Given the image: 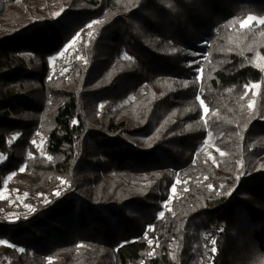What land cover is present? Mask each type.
<instances>
[{"label":"trees","instance_id":"16d2710c","mask_svg":"<svg viewBox=\"0 0 264 264\" xmlns=\"http://www.w3.org/2000/svg\"><path fill=\"white\" fill-rule=\"evenodd\" d=\"M250 15L264 0H0V188L25 165L31 202L0 215V264H264Z\"/></svg>","mask_w":264,"mask_h":264},{"label":"rangeland","instance_id":"374dc122","mask_svg":"<svg viewBox=\"0 0 264 264\" xmlns=\"http://www.w3.org/2000/svg\"><path fill=\"white\" fill-rule=\"evenodd\" d=\"M250 16L254 17V19L248 23H252V22L261 23V20H264L263 17H257V16H253V15H250ZM250 16H248V17H250ZM248 17L245 21H248ZM194 55L197 58H196L194 65H193V71L195 73V76L198 77V76H200L202 62L207 55V51L205 49V50L200 51V52H194ZM37 144L40 148L42 147L43 139H42L41 135L39 137V140L37 141ZM203 150L206 151L207 154L211 158H214L217 155H221V152L216 147L211 145V143L208 140L205 142V144L203 146ZM28 154L31 155L30 152ZM24 169H25V165H22L18 170H15V171L9 173L4 180L3 186L0 188V194H2L4 197V198H0V200H4L7 203V205H4L0 208V215H2V216L12 217L13 215L24 212L31 205L30 198L28 197L27 194L21 193L20 191H18L14 187H11V182H12L13 178L17 174L23 172ZM9 246H12L10 241H7L6 239L0 238V251L6 247H9Z\"/></svg>","mask_w":264,"mask_h":264},{"label":"snow or ice","instance_id":"6c2138e0","mask_svg":"<svg viewBox=\"0 0 264 264\" xmlns=\"http://www.w3.org/2000/svg\"><path fill=\"white\" fill-rule=\"evenodd\" d=\"M57 15H59V14H57ZM253 19H254V17H251V16H250V17H248V21H245L244 23L247 24L248 22H250V21L253 20ZM93 23H98V22H97V21H94ZM261 23H264V20H261ZM88 27L91 28L92 25L89 24ZM89 35H91V34L89 33ZM75 43H76V40H73V41H72V45H75ZM70 46H71V45H70ZM61 55H63V53H61ZM124 59L128 60V59H131V58L128 57V56H125ZM181 83H182V87H188V82H187V81H182ZM254 87H259V85H255ZM201 101H202V100H201ZM202 102H203V101H202ZM101 107H103V105H101ZM250 107H251V105H250ZM203 111H204L205 114H207L209 110H208L207 107H205V108L203 109ZM33 143H35V141H33ZM177 183H179V181H178ZM211 187H212V186L209 185V188H210V189H211ZM171 191H172L173 194H175L176 191H177L176 187H175V188H172ZM57 195H59V193H57ZM0 198H4L2 194H0Z\"/></svg>","mask_w":264,"mask_h":264}]
</instances>
